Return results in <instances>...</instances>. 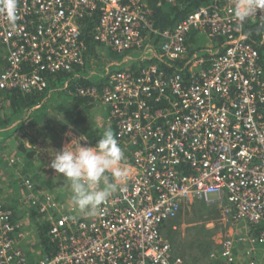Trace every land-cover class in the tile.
I'll use <instances>...</instances> for the list:
<instances>
[{
  "label": "built area",
  "instance_id": "1",
  "mask_svg": "<svg viewBox=\"0 0 264 264\" xmlns=\"http://www.w3.org/2000/svg\"><path fill=\"white\" fill-rule=\"evenodd\" d=\"M87 14L98 15L94 42L115 52L146 47L166 68L149 62L138 71L113 70L100 93L95 85L69 91L109 108L127 169L118 181L122 190L96 215L83 216L25 178V199L46 218L57 248L31 262L23 248L29 232L0 202V264H192L162 232L186 202L216 207L223 227L243 229L219 234L215 244L208 241L214 244L208 249L211 264H259L264 66L245 26L264 24V13L258 10L240 25L230 0H212L173 27L157 29L144 0H15L14 6L0 0V43L6 51L0 91L45 90L47 75L83 65ZM194 34L199 42L222 41L214 50L207 44L206 54L192 55L187 42ZM153 36L159 47L150 48ZM187 57L184 66L177 65Z\"/></svg>",
  "mask_w": 264,
  "mask_h": 264
},
{
  "label": "trees",
  "instance_id": "2",
  "mask_svg": "<svg viewBox=\"0 0 264 264\" xmlns=\"http://www.w3.org/2000/svg\"><path fill=\"white\" fill-rule=\"evenodd\" d=\"M144 1L147 5L149 18L152 21L154 27L157 29H166L173 27L178 20L184 18L189 12L193 11L202 4L210 3L212 0H177L174 3H169L165 0ZM97 17V14H87L83 18V37L86 45V62L83 65H76L74 70L68 72L47 75L46 80L48 81L49 86L45 90L23 92L19 89H12L0 91V98L2 101V106L0 107V136L4 138L12 136L15 128H12L11 126L18 118L21 117H23V121L19 122L17 129L25 130L23 123L30 116H34L32 118V123L41 124L43 122L44 115H46L47 110L51 106L55 107V112L61 115L67 121H63V123H65L64 127L72 125L74 128L79 130L80 127H84V129L81 131L85 134L91 146H95L97 144L99 138L102 136L103 131L106 128H111L114 133L115 125L99 126L95 123H92L91 125V122L94 120H92L91 117L94 115V109L96 108L97 102H99V100L89 96L77 95L74 92L70 93L69 91L76 89L78 86L95 85L100 93L105 85V78L109 72L120 69L125 70L126 68L133 69L132 65L125 67L123 62L124 57L128 58L131 53H134L138 57L134 61L139 60L142 66L148 64L149 62L160 63V61L158 58L152 60L149 57V52L147 51L148 49L146 47H142L130 52H115L111 49H106V47L103 45L101 46L100 44L94 42L92 33L95 28V20ZM245 30L246 34L248 35L249 42L258 48L261 62L264 66V24H247L245 26ZM198 38L195 36V34L190 36V40L187 42L188 48L190 49L191 53L198 50L197 52L206 54L207 51L202 48H207V46L194 47L195 41L199 42ZM221 38H215L212 39V41L214 43H219L222 41ZM159 43L160 40L156 36L151 37L148 41L150 48L159 47ZM126 63L130 64V61H127ZM159 65L164 69L166 68V65L163 63H160ZM60 89L62 91H60ZM54 103H57V105L54 106ZM7 110H9L8 114H6ZM4 111H6V116H4ZM14 142L18 143L17 149L16 151H11V155L18 154L22 157L24 156L23 158L26 159V162L33 158V149L28 148L26 144L19 139H15ZM24 174L29 178L36 179V182H39V180L42 178V172H40L37 168L33 169L32 171L26 169ZM37 185L39 187V184ZM45 185L47 188L54 187L52 186L53 183L50 181H46ZM18 201L19 198H14L9 202L10 205H5L6 208L12 210L14 222L19 221L20 219L16 216L15 211H13V209L17 210L16 206ZM36 213L37 211H35L33 219L37 216L42 217V215ZM37 224V242L34 245H27L25 244L27 242H25L23 245L26 256L33 263H35L42 255L54 253L57 248L56 243H53L49 236V228L46 219L40 222L37 221ZM204 242L205 241H200L201 246ZM207 244L208 248L211 247V244ZM35 246L36 248H34ZM176 247H178V245L174 246V248Z\"/></svg>",
  "mask_w": 264,
  "mask_h": 264
},
{
  "label": "rangeland",
  "instance_id": "3",
  "mask_svg": "<svg viewBox=\"0 0 264 264\" xmlns=\"http://www.w3.org/2000/svg\"><path fill=\"white\" fill-rule=\"evenodd\" d=\"M209 43H210V46L208 48H210V50H214L216 47H215L213 41L212 42L205 41V43H203V41H202L199 43H195L194 47H200V46L204 47ZM202 49H207V48H202ZM1 50H2V48H1ZM197 51L198 50L194 51L192 53V55H194L195 53L203 54L202 52H197ZM2 53L4 55V50H2ZM189 53H191L190 49H189ZM3 55L0 53V58H2ZM2 66H5V65L3 64ZM143 66H145V65H143ZM99 103L102 104V102L99 101V102H97L96 107L101 110V113H104V110H103L104 108H101ZM97 108L94 109V115H92V117H91L92 120L96 117ZM62 119H63V117L58 115V114L54 115L53 113H51L49 115H45V117L43 118V121L45 123L42 122L41 126H39V127L38 126L37 127L32 126V124H34V123H32V119H28L26 121V128H25V130H23V133L21 135V137H23L22 140H24L23 142L26 144V146L28 144L29 148L31 149V147L34 146L35 141H41L42 150L45 152L48 150L46 153H43L42 155L45 156L47 154H50V123H53V124L55 122L56 123H58V122L62 123L63 122ZM97 121H99V118L97 120L95 118L91 122V125H92V123L96 124ZM100 123L98 122L99 126H103V125H100ZM57 125H59V124H57ZM84 125H86V124H84ZM82 129H84V127H80V130L72 127L71 130L74 133H77L79 131L82 133V131H81ZM82 134H84V133H82ZM17 144L18 143L13 142L11 147L13 146V148L17 149ZM88 145H90L89 142H88ZM17 157H18L17 155H11L10 153L5 155L0 151V168L2 167V169L0 171V174H1L0 175V177H1L0 182L4 185L10 184L12 187L11 193L6 192L5 189H3V188H0V195L3 196V197H1L0 202L4 205H6V204L10 205L9 202L12 199L19 198V201H18L17 206H16L17 210L13 209V211H15L16 216L20 218L19 220H22V222L25 224V231L29 232L28 237L26 239L27 243H25V244L34 245L37 242L36 241L37 240V234H38L37 233L38 232L37 221L40 222L46 218L41 217V216H37L36 218L33 219V217H34L33 215H35V211L37 209L33 207V205L30 203L29 200L25 199L26 190H25L24 180L27 177H25L24 179L18 178L20 181L17 180V182L14 180V178H12L15 176L14 174H15V171L17 170L16 169L17 164H18L17 163ZM3 159H5L9 165H6ZM40 159H41L40 156L36 157V155L34 154L33 158L26 162V164L28 163L26 166H28V168H30L31 166L32 167L38 166L40 164H38L36 162H39ZM46 169L48 170L47 174L44 176L42 175V178L39 180V182H37L39 184V188H40L39 189L37 187L38 191L39 190H41L42 192L48 191V193L54 194L65 205L74 206L71 202V193H70L69 187L67 185L66 179L63 178V174H60L59 176H57L55 170L52 169L51 167L47 166ZM21 179H22V181H21ZM31 179H33V178H31ZM46 181L52 182L53 183L52 186H54V187L53 188H47L45 185ZM41 182H44V183H41ZM2 189H3V191H2ZM197 205H198V207H196V208H192L188 205L187 208L183 207V209L181 210L180 213L183 216H185V217H183V218H185L184 229L180 228L181 224L176 225L177 226L176 229L169 227V229L166 231V233L164 235L170 241H174L175 244L178 245V247H176L175 250L177 252L181 253L184 257H186L192 264H206L207 260H208L207 261L208 263H211L210 256H209L210 252L208 249L214 246L215 240L218 239L219 234L224 235L226 232H230V231H232V233L236 234V233H239L240 230L243 231V229L240 226L235 227V225H233L232 226L233 229L231 230L230 229L231 227H229V226L223 227V225H221L218 221H215V220H213L214 221L213 226L210 224H209V226H207L208 228H210V229H208L206 227L207 221H205V220H206V218L209 217L208 213L211 211V209L216 208V207L203 206L201 204H197ZM79 214L85 216V214H82V213H79ZM220 215H219V217H220ZM219 217H218V213H217V216H215L213 219L217 220V218H219ZM173 222H175V220ZM194 224H196V225H195V228L193 229ZM208 230H210L211 232H209ZM207 232H209L210 234ZM210 240H213L214 244L211 242L209 243L208 241H210ZM200 241H205L204 243H202L203 244L202 246L200 244ZM207 243L211 244V247L208 248ZM34 248H36V246ZM199 252H201V253H199ZM258 263L264 264V253H260Z\"/></svg>",
  "mask_w": 264,
  "mask_h": 264
},
{
  "label": "clouds",
  "instance_id": "4",
  "mask_svg": "<svg viewBox=\"0 0 264 264\" xmlns=\"http://www.w3.org/2000/svg\"><path fill=\"white\" fill-rule=\"evenodd\" d=\"M14 3L9 0L10 6ZM230 4L240 25L256 17L258 10L264 13V0H230ZM86 139L73 138L61 150H53L50 167L66 179L75 210L96 215L114 192L122 190L118 181L127 175V169L121 166L124 152L111 128L103 131L94 147L82 146L80 141Z\"/></svg>",
  "mask_w": 264,
  "mask_h": 264
},
{
  "label": "crops",
  "instance_id": "5",
  "mask_svg": "<svg viewBox=\"0 0 264 264\" xmlns=\"http://www.w3.org/2000/svg\"><path fill=\"white\" fill-rule=\"evenodd\" d=\"M215 44V43H214ZM1 48H2V50H4V55H3V53H2V50H1ZM0 53L3 55V57L2 58H0V71L6 66V52H5V47L0 43ZM138 57L134 54V53H131L129 56H128V58L127 57H124V59H123V62H124V65H125V67H129L130 65H132V68L133 69H129V68H126V69H128V70H130V71H138L139 69H140V66H142V65H140L141 64V62H139V60L138 61H134L135 59H137ZM128 59V60H127ZM130 61V64H127L126 62L127 61ZM126 61V62H125ZM5 65V66H2V65ZM60 91H62L61 89H60ZM62 93V92H61ZM64 98V97H63ZM55 105H57V103H54V106ZM99 105L101 106V108H104L103 110H104V113H101V110L99 109V108H97V113H96V120L99 118V121H97L96 122V124H98V122L100 123V125H103V126H105V125H107V126H110V125H112L110 122H108V116H109V108L107 107V105H105V104H100L99 103ZM5 112L6 111H4V114H5ZM100 112V113H99ZM9 113V110H7V113L6 114H8ZM51 113H53L54 115H57V113L55 112V107H53V106H51L48 110H47V113H46V115H49V114H51ZM6 114L4 115V116H6ZM2 115V114H1ZM59 115V114H58ZM61 116V115H60ZM34 117V116H33ZM32 116H30L29 118H27V120L28 119H32L33 118ZM44 117H45V115H44ZM94 118V119H95ZM23 119V117H21V118H18L15 122H14V124L11 126L12 128L14 127L15 128V131H14V133H13V135L12 136H10V137H2V136H0V141H1V144H0V151L3 153V154H5V155H7V154H9V153H11V151H16V149L15 148H13V146L11 147V145H12V143L15 141V139H19L20 141H24V140H22V138L23 137H21V135H22V133H23V130H21V129H17V125L19 124V122H21V121H23L22 120ZM26 120V121H27ZM63 121H66L64 118L62 119ZM26 121L23 123V127L24 128H26ZM44 122V121H43ZM67 122V121H66ZM45 123V122H44ZM42 124V123H41ZM41 124H32V126H35V127H39V126H41ZM52 124V125H51ZM57 124H59V125H57ZM64 125H65V123H61V122H58V123H50V154H47V155H42L43 153H46L45 151H43L42 150V147H41V145H42V143H41V141H35V144H34V146L33 147H31V149H33L34 150V154L36 155V157L37 156H40V161L39 162H36V163H38V164H40V165H38V166H35V167H30V168H28V166L26 167V165H25V163H26V159H24L21 155H18L17 154V167H16V171H15V176L14 177H12V178H14V180L17 182V180L18 181H20L18 178H22V179H24L25 177H27L25 174H24V171L26 170V169H29V171H32V169H35V168H37V169H39V171L40 172H42V175L44 176V175H46L47 174V172H48V170L46 169V167L48 166V167H50L49 165L51 164V160H52V155H51V153H53V150H56V151H59V150H61L66 144H68V143H70L71 142V140L73 139V138H79V137H81V136H85V134H82L80 131L79 132H77V133H74L71 129H72V125H68V126H66V127H64ZM99 125V124H98ZM74 128V127H73ZM59 129V130H58ZM28 131V130H27ZM74 134H72V133ZM28 133V132H27ZM29 134V133H28ZM42 134V133H41ZM53 134V135H52ZM87 141H88V139H86ZM86 140H81L80 141V143L82 144V146H90V145H88V142L86 141ZM3 141V142H2ZM27 147L29 148V145L27 144ZM94 147V146H93ZM2 155V154H1ZM4 160V162H5V164L6 165H9L7 162H6V160L5 159H3ZM1 169H2V167L0 168V171H1ZM2 173V172H1ZM1 175V174H0ZM1 178V177H0ZM3 178V177H2ZM5 178V177H4ZM28 179H30L31 181H32V183H33V185H34V189H36L37 187H38V183L36 182V179H31V178H29V177H27ZM22 179H21V181H22ZM37 186V187H36ZM0 188H3V189H5V191L6 192H9V193H11L12 192V187H11V185L10 184H8V185H4V184H2L1 182H0ZM39 188V187H38ZM37 188V189H38ZM3 189H2V191H3ZM40 189V188H39ZM25 190H26V192H28V190H27V187L25 186ZM48 192V191H47ZM1 197H3L2 195H0V199H1ZM196 204V205H195ZM198 203H192V204H189V203H185L184 205H183V207L184 208H187V206L189 205L190 207H192V208H196V207H198V205H197ZM193 205V206H192ZM217 213H218V217H219V215H220V209H216V208H212L211 209V211L208 213L209 214V217L208 218H206V220L205 221H207V224H206V227L207 226H209V224L210 223H212V220H215L216 221V219H213L215 216H217ZM179 216L176 218V219H174L175 220V222H170V223H168V225H163V227H162V232H163V234H165L166 233V231L169 229V227L170 226H172V225H180V228H182V229H184V224H185V218H183V217H185V216H183L181 213H179L178 214ZM22 221V220H21ZM195 225L196 224H194V226H193V229L195 228ZM213 225H214V221H213ZM24 227H25V224L23 223V229H24ZM208 228V227H207ZM208 229H210V228H208ZM25 230V229H24ZM209 232H211L210 230H208ZM209 232H207V233H209ZM210 234V233H209ZM173 242V241H172ZM173 244H175L174 242H173ZM176 245V244H175ZM260 250H262V249H260ZM199 253H201V252H199ZM260 253H264L263 251H259V253H258V259H259V257H260ZM208 261V260H207ZM206 261V264H209L208 262ZM211 264V263H210Z\"/></svg>",
  "mask_w": 264,
  "mask_h": 264
},
{
  "label": "flooded vegetation",
  "instance_id": "6",
  "mask_svg": "<svg viewBox=\"0 0 264 264\" xmlns=\"http://www.w3.org/2000/svg\"><path fill=\"white\" fill-rule=\"evenodd\" d=\"M188 57L182 62V63H179V64H177L178 66H184L185 65V63L188 61Z\"/></svg>",
  "mask_w": 264,
  "mask_h": 264
}]
</instances>
